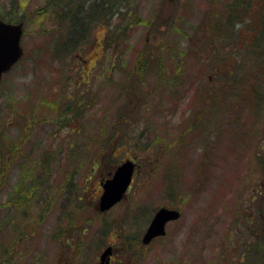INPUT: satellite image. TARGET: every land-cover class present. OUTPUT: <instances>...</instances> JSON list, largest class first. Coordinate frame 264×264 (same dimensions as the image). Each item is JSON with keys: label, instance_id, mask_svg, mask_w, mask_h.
I'll list each match as a JSON object with an SVG mask.
<instances>
[{"label": "rangeland", "instance_id": "rangeland-1", "mask_svg": "<svg viewBox=\"0 0 264 264\" xmlns=\"http://www.w3.org/2000/svg\"><path fill=\"white\" fill-rule=\"evenodd\" d=\"M93 1L0 0L24 23L0 83V264H99L109 246L110 264H240L257 240L264 264V0L236 19L240 0H124L102 18ZM146 57L181 85L158 87ZM127 159L134 182L102 213ZM161 207L181 218L144 246Z\"/></svg>", "mask_w": 264, "mask_h": 264}, {"label": "water", "instance_id": "water-1", "mask_svg": "<svg viewBox=\"0 0 264 264\" xmlns=\"http://www.w3.org/2000/svg\"><path fill=\"white\" fill-rule=\"evenodd\" d=\"M23 36V23L12 24L0 19V81L3 74L10 71L12 67L23 56L21 46ZM136 164L127 160L115 171L111 179L106 180L103 186V194L100 197L98 208L101 212L110 210L119 203L132 182ZM181 217L180 211L166 207L160 208L151 220L142 239L143 244H149L154 238L166 235V226ZM113 248L108 247L101 254L100 264H109Z\"/></svg>", "mask_w": 264, "mask_h": 264}, {"label": "trees", "instance_id": "trees-1", "mask_svg": "<svg viewBox=\"0 0 264 264\" xmlns=\"http://www.w3.org/2000/svg\"><path fill=\"white\" fill-rule=\"evenodd\" d=\"M62 1V0H61ZM107 0H94L92 2V4L94 5V8H95V12L101 16V15H104V11L107 9H110L112 14H114L116 11L114 10H118V8H120L119 6L124 3V0H111L110 3H107L106 2ZM66 8H64V10H68V8L70 9L71 5H72V0H67L66 2ZM238 4H241V8H243V10L245 11H248L249 10V5L248 3L246 2V0H240L239 3H236V7L234 6V4L231 5V8L233 9L231 11V17L233 14H235V11H237V15L235 14V19L238 17L239 15V11L236 9ZM93 8V9H94ZM92 9V10H93ZM261 9H263V12H261L259 14V16L261 17V20H263L264 18V5L261 6ZM234 11V12H233ZM70 12V11H69ZM94 14V13H93ZM121 14V11H119L118 13V16ZM107 16V15H106ZM114 16V15H113ZM104 16H101L100 18H102ZM100 18H96L97 22ZM61 19V17H60ZM229 20L230 19H227L226 21L222 22V23H218L217 24V29L220 25L223 26V29L224 28H229L230 24H229ZM240 23V22H238ZM235 26V25H234ZM73 34L75 35H78L76 33V31H73L72 32ZM120 36V35H119ZM76 39H70L69 42H74ZM114 40V37L112 36V38L110 39L111 42H113ZM79 43V41L77 42H74V47L77 46V44ZM111 44V43H110ZM72 52V50L68 51L67 53H70ZM150 57H146V63H144V66L146 67L145 68V72H147V70L149 69L150 66H155L157 64L158 68L155 69V75H154V78L157 79L159 81V84H158V87H162V86H165V87H169L170 89H173L174 88V85H181L180 83L182 82L183 80V77H185L183 75V72L179 71V70H174L172 71V74L171 75H161L163 74L164 71H166L163 66L164 64H161L160 60L157 59L156 57L153 59V58H150ZM243 60V59H242ZM150 63H152L150 65ZM149 66V67H148ZM234 73L230 74V77H232ZM246 74V72H245ZM133 77V76H132ZM131 76L130 77H127L128 80H130L132 78ZM244 79L242 81V85H245L244 83L246 82V77L245 76H242ZM233 78V77H232ZM235 85L238 83L237 79H235ZM128 84V83H127ZM234 85V86H235ZM225 86V90H224V95L227 94L226 92V89L230 88V85H228L227 83L223 85L222 87V92H220L221 96L219 95L218 98L220 97H223V88ZM233 87V86H232ZM255 94V93H254ZM217 98V96H216ZM258 100V105H260L261 107V99H256ZM43 104L45 105H51L50 103L46 102V101H43ZM144 107H147V105H145ZM127 110V111H126ZM125 111V112H124ZM121 112H124L126 113V115H132L136 112V110L134 111H130L129 109H126L124 108L123 111ZM120 114L118 113L119 115V119H121L122 117L125 116V114ZM111 138V137H110ZM2 153V149H0V154ZM3 166V159L0 157V167ZM261 208H264V204L262 205ZM263 214H264V209L261 210V212L259 211V214L256 216L257 220H256V225L254 226V231H262L264 232V217H263ZM262 243H260L261 245ZM253 245H255L253 251H252V247ZM259 245V240L255 241V242H252V241H249L247 243V245L244 247V254L242 256V261L239 262L240 264H255L257 258L259 257V252L261 250V247Z\"/></svg>", "mask_w": 264, "mask_h": 264}, {"label": "flooded vegetation", "instance_id": "flooded-vegetation-1", "mask_svg": "<svg viewBox=\"0 0 264 264\" xmlns=\"http://www.w3.org/2000/svg\"><path fill=\"white\" fill-rule=\"evenodd\" d=\"M235 27V26H234ZM111 262V261H110Z\"/></svg>", "mask_w": 264, "mask_h": 264}, {"label": "bare ground", "instance_id": "bare-ground-1", "mask_svg": "<svg viewBox=\"0 0 264 264\" xmlns=\"http://www.w3.org/2000/svg\"><path fill=\"white\" fill-rule=\"evenodd\" d=\"M74 48V47H73Z\"/></svg>", "mask_w": 264, "mask_h": 264}]
</instances>
